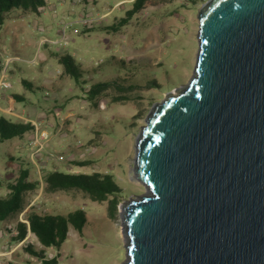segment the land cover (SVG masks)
Returning a JSON list of instances; mask_svg holds the SVG:
<instances>
[{
  "label": "rangeland",
  "instance_id": "rangeland-1",
  "mask_svg": "<svg viewBox=\"0 0 264 264\" xmlns=\"http://www.w3.org/2000/svg\"><path fill=\"white\" fill-rule=\"evenodd\" d=\"M132 1L46 0L38 13L14 9L5 14L0 25V75L5 57L18 56L3 77L21 86L32 107L18 112L23 103L17 98V116H0L32 119L47 138L33 156L32 130L0 142V194L7 192L6 182L13 181L20 168L28 169L31 181H39L26 193L22 212L0 221V264H41L26 250V243L37 251L44 249L46 258L57 264L125 260L121 205L145 192L132 176L135 139L152 107L192 76L197 11L208 0H149L116 31L108 28L117 24ZM65 54L81 72L77 80L60 62ZM21 77L32 79L36 88L25 87ZM101 81H109V89L87 100L90 86ZM83 161L89 163L77 164ZM49 169L110 174L121 188L115 209H110V196L98 201L79 189L48 191L43 175ZM77 208L85 211L86 221L81 231L70 227L58 248L45 249L30 232L16 239V230H11L18 221H26L23 214L28 210L66 214Z\"/></svg>",
  "mask_w": 264,
  "mask_h": 264
},
{
  "label": "water",
  "instance_id": "water-1",
  "mask_svg": "<svg viewBox=\"0 0 264 264\" xmlns=\"http://www.w3.org/2000/svg\"><path fill=\"white\" fill-rule=\"evenodd\" d=\"M197 18L192 76L135 139L122 264H264V0Z\"/></svg>",
  "mask_w": 264,
  "mask_h": 264
},
{
  "label": "trees",
  "instance_id": "trees-1",
  "mask_svg": "<svg viewBox=\"0 0 264 264\" xmlns=\"http://www.w3.org/2000/svg\"><path fill=\"white\" fill-rule=\"evenodd\" d=\"M149 0H133L131 7L125 11L117 24L108 28L117 30L128 22V20L138 11H140ZM45 5V0H0V25L3 23L5 14L11 10L18 9L23 12L38 13ZM60 62L67 72L74 79H78L81 72L74 63L71 55L65 54L60 58ZM109 81L97 82L90 86L87 91V100L92 101L105 90L109 89ZM33 126L29 122L13 121L4 116H0V142L16 136H22L30 132ZM13 159V156H10ZM89 162H78V165H86ZM29 171L26 168H20L17 177L13 181L6 182L7 192L0 194V221L17 215L25 207L26 193L35 189L39 184L38 180L31 181ZM43 182L48 191L79 189L89 195L93 200L102 201L110 196V209H115L116 195L121 190L110 174L101 172L91 173H73L58 169H49L43 175ZM2 182L0 181V186ZM25 222L18 221L15 228L16 239H22L30 232L45 249L48 247L58 248L67 238L70 227L81 231L85 221V211L77 208L66 214H52L47 212H37L28 210L24 214ZM11 231L10 229H8ZM25 248L31 254L36 255L41 264H57L55 259H48L45 256V250H35L30 243L25 244ZM10 264V263H8Z\"/></svg>",
  "mask_w": 264,
  "mask_h": 264
},
{
  "label": "crops",
  "instance_id": "crops-1",
  "mask_svg": "<svg viewBox=\"0 0 264 264\" xmlns=\"http://www.w3.org/2000/svg\"><path fill=\"white\" fill-rule=\"evenodd\" d=\"M5 58H6L5 60L11 59L10 62H14L15 60L18 59V56L8 55ZM4 65L5 64H3L2 71H3ZM7 67H8V65H7ZM31 80L32 79H27L25 77H21L20 82L23 83L25 85V87L32 90V88H36V86L35 85L33 86ZM7 81L10 83V88L2 90V97L0 99V114L1 113H7V109H9V107H5L7 104H10V105L12 104L13 106H11L10 108L12 110H15L14 104H15L17 98L20 100L19 102L23 103L22 104L23 107L21 108V111H18V112L23 113L25 110H29L30 107H32V104H31L32 101H31L30 97H28L26 94H24L22 92L21 86L17 85L15 82L11 83L9 80H7ZM11 101H13V102L11 103ZM20 116L22 118H25L23 115H20Z\"/></svg>",
  "mask_w": 264,
  "mask_h": 264
},
{
  "label": "built area",
  "instance_id": "built-area-1",
  "mask_svg": "<svg viewBox=\"0 0 264 264\" xmlns=\"http://www.w3.org/2000/svg\"><path fill=\"white\" fill-rule=\"evenodd\" d=\"M43 42H50L48 39L44 38L42 40ZM11 61V59H7L3 68V71L0 75V99L2 97V90L10 88V83L4 79L3 74L7 70V65ZM47 94V93H46ZM7 113L10 115L17 116L16 113L11 109H7ZM25 122H29L33 128H32V134L30 135L29 144L33 148V151L31 153V156L35 155L43 148V142L47 138V132L45 130H40L38 128L37 122L33 120H25Z\"/></svg>",
  "mask_w": 264,
  "mask_h": 264
}]
</instances>
